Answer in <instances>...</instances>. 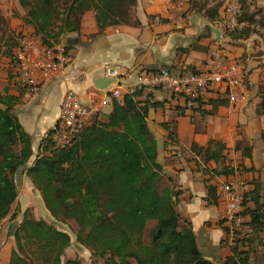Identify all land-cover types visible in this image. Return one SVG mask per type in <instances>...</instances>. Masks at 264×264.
<instances>
[{
    "label": "trees",
    "instance_id": "1",
    "mask_svg": "<svg viewBox=\"0 0 264 264\" xmlns=\"http://www.w3.org/2000/svg\"><path fill=\"white\" fill-rule=\"evenodd\" d=\"M18 1L27 9L24 23L48 46L78 32L88 10L95 12L99 32L139 23L134 14L138 0ZM252 1L239 0L242 20L247 24L229 32L232 38H249L257 32L256 23L264 28V13L251 11ZM223 4L221 1L211 7L207 0H191V9L214 23ZM259 94L260 112L264 107L262 87ZM18 99L6 88L0 93V225L18 196L14 176L34 153L32 137L14 113ZM208 103L211 110L204 107L193 111L213 114L218 106L229 104V98H212ZM110 107L107 121L97 119L82 128L68 147L43 139L27 176L40 191L47 209L56 219L75 221L77 241L104 258V264H214L199 249L191 223L183 225L176 207L178 192L171 186H160L157 141L147 121L150 105L125 94L122 102L113 98ZM192 149L205 162L225 161L226 144L220 140L211 139L206 147L193 144ZM236 149H242L244 157L251 156L246 141L238 143ZM233 172L229 166L213 174ZM208 189L214 203L217 189L209 183ZM248 201L254 207L245 208L251 217L247 224L255 235L264 233V183L260 179L246 192L243 204L246 206ZM14 237L9 264H63L62 258L72 243L66 231L32 215H25ZM236 242L238 247L223 264H249L248 254L239 250L241 241ZM67 264L83 263L73 258Z\"/></svg>",
    "mask_w": 264,
    "mask_h": 264
},
{
    "label": "crops",
    "instance_id": "2",
    "mask_svg": "<svg viewBox=\"0 0 264 264\" xmlns=\"http://www.w3.org/2000/svg\"><path fill=\"white\" fill-rule=\"evenodd\" d=\"M257 1L264 8V0ZM134 14L138 24L111 26L99 32L95 12H85L80 30L65 35L66 41H61L72 52L73 62L44 84L29 86L11 78L9 59L0 67V93L6 88L19 98L14 113L31 135L36 155L45 134L58 120L67 91L74 90L85 99L98 88V83L103 84L102 78L114 79L107 86L111 89L135 83L143 71L200 70L210 49L220 39L222 45L225 41L224 35L218 38L215 33H208L207 24L214 26V23L203 13L192 10L191 0H138ZM27 30L33 31L32 28L14 31L19 36ZM256 39L253 34L238 45H229L228 51L242 65L246 89L240 100L235 103L229 100V104L218 106L213 114L176 106L162 89L151 93L147 100L137 98L141 104L150 105L147 121L157 141V161L162 168L160 186H171L178 192L176 207L182 223H191L199 249L213 262H224L233 248L238 247L239 240V250L248 254L249 264H264V233L255 235L247 224L246 234L234 237L223 219L224 203L219 197L222 184L228 181L246 182L247 192L254 188L255 180L264 183V107L257 111L264 71L250 57L254 46L264 51V39L257 42ZM224 96V92H219L207 101ZM110 106L111 103L104 111L103 121L108 119ZM205 109L211 110L212 105L206 104ZM211 139L226 144L224 162H205L193 151V144L206 147ZM245 141L251 146L250 157H244L242 149H236L238 143ZM36 157L32 156L29 166ZM229 166L234 169L232 174H213L214 170ZM208 183L217 189L214 203L209 199ZM253 207L254 203L248 201L246 208ZM246 215L250 222V215Z\"/></svg>",
    "mask_w": 264,
    "mask_h": 264
},
{
    "label": "built area",
    "instance_id": "3",
    "mask_svg": "<svg viewBox=\"0 0 264 264\" xmlns=\"http://www.w3.org/2000/svg\"><path fill=\"white\" fill-rule=\"evenodd\" d=\"M242 14L239 0H226L214 26L221 30V35L241 29L244 26ZM219 41L208 52L204 67L200 70L161 68L143 71L138 74L135 83L111 89L97 88L88 93L85 99L74 90L67 91L62 98L58 120L44 138H50L61 148L70 146L82 128L101 119L113 98L122 102L125 94L135 95L136 100H147L151 93L162 89L169 93L176 106L189 111L204 108L208 98L219 92H224L235 103L246 89L243 68ZM73 60V54L66 44L48 46L33 31L27 30L22 31L19 43L13 49L11 68L17 82L38 86L56 77ZM112 72L115 74V70ZM247 190L246 182L232 180L222 184L219 193L224 203L223 219L234 237L244 236L247 232L246 206L243 204ZM214 264L223 262L214 261Z\"/></svg>",
    "mask_w": 264,
    "mask_h": 264
},
{
    "label": "rangeland",
    "instance_id": "4",
    "mask_svg": "<svg viewBox=\"0 0 264 264\" xmlns=\"http://www.w3.org/2000/svg\"><path fill=\"white\" fill-rule=\"evenodd\" d=\"M225 2L226 0H207V4L211 7L218 2ZM258 1L253 0L250 2L249 9L256 13L258 10H262L264 13V8L257 5ZM27 9L23 8L18 0H0V67L6 62L7 59L10 60L13 49L16 46V42L19 40V36L15 33L18 28H31L26 25L23 21L26 15ZM257 16V21L259 20ZM244 22V21H243ZM247 23L244 22V26ZM257 31L256 42L260 39H264V28L258 23L254 25ZM70 35V34H68ZM253 35V34H252ZM252 35L250 37H252ZM65 36L61 38V41H66ZM232 34L229 32L224 35L225 41H223V46L227 49L229 45H238L241 41L232 38ZM249 37V38H250ZM257 45V43H256ZM264 51L255 47L253 52H251L250 57H252V62H258L264 71ZM247 58V57H246ZM11 68V67H10ZM263 77L260 80V89H264V72H262ZM13 78V74H9ZM102 116L100 120H103ZM38 154V153H37ZM35 156L36 152L33 154ZM32 159V157H31ZM22 167L18 173L14 176L18 196L14 202L10 214L2 221L0 225V264H9L11 250L15 247V237L14 234L16 230L20 227L25 215H32L36 219H44L48 223L56 226L57 228L66 231L70 236L72 243L70 247L66 250L65 255L62 258L63 264H67L69 259L79 258L83 264H104L105 260L99 255H96L89 248L80 244L76 239V234L78 231V226L73 220H60L56 219L51 215L47 209L40 191L34 186L30 178L27 176V169L31 161ZM16 223L14 233L10 234V225ZM150 224L149 226H151Z\"/></svg>",
    "mask_w": 264,
    "mask_h": 264
},
{
    "label": "water",
    "instance_id": "5",
    "mask_svg": "<svg viewBox=\"0 0 264 264\" xmlns=\"http://www.w3.org/2000/svg\"><path fill=\"white\" fill-rule=\"evenodd\" d=\"M206 30L208 31V33H215L218 38H221V30L215 28L214 26L207 24ZM100 82H103V84L98 83L97 84L98 88H106L110 83L114 82V79H108L104 81V78H102L100 79ZM16 225H17L16 223H12L10 225V231H9L10 234L14 233Z\"/></svg>",
    "mask_w": 264,
    "mask_h": 264
}]
</instances>
